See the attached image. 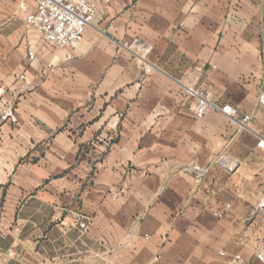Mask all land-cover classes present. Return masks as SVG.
<instances>
[{"label": "crops", "instance_id": "crops-1", "mask_svg": "<svg viewBox=\"0 0 264 264\" xmlns=\"http://www.w3.org/2000/svg\"><path fill=\"white\" fill-rule=\"evenodd\" d=\"M91 1L61 49L0 0V264H259L234 211L264 194V0Z\"/></svg>", "mask_w": 264, "mask_h": 264}, {"label": "built area", "instance_id": "built-area-1", "mask_svg": "<svg viewBox=\"0 0 264 264\" xmlns=\"http://www.w3.org/2000/svg\"><path fill=\"white\" fill-rule=\"evenodd\" d=\"M97 11L95 3L91 0H35V9L25 18V24L38 35L40 41L53 48L74 49L83 40L86 29L93 23ZM137 51L149 50L143 43H136ZM35 59V53L28 51V60ZM142 71L148 73L149 67L142 66ZM187 94L194 99L191 107L195 119H202L210 110L222 112L228 117H234L236 112L229 105L218 106L213 104L207 94L189 89ZM2 92L0 90V97ZM264 105V95L259 99ZM12 118V107L9 106L0 113V120ZM248 117L242 122L246 123ZM256 148L263 157L264 163V133L258 136ZM229 206L226 205L225 208ZM259 207L264 208V194ZM225 210L218 211L215 216L222 218ZM225 259L224 264H251L240 253L227 255L220 252ZM254 259L259 264H264V241L254 252Z\"/></svg>", "mask_w": 264, "mask_h": 264}, {"label": "rangeland", "instance_id": "rangeland-1", "mask_svg": "<svg viewBox=\"0 0 264 264\" xmlns=\"http://www.w3.org/2000/svg\"><path fill=\"white\" fill-rule=\"evenodd\" d=\"M234 217L236 221V251L249 244V248L253 252L264 241V208L237 209L234 211ZM253 235H256V238L249 243ZM259 236L261 240H259Z\"/></svg>", "mask_w": 264, "mask_h": 264}]
</instances>
